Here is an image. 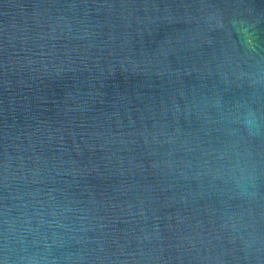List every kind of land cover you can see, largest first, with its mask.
Wrapping results in <instances>:
<instances>
[{
	"label": "water",
	"instance_id": "95a60500",
	"mask_svg": "<svg viewBox=\"0 0 264 264\" xmlns=\"http://www.w3.org/2000/svg\"><path fill=\"white\" fill-rule=\"evenodd\" d=\"M0 264H264V0H0Z\"/></svg>",
	"mask_w": 264,
	"mask_h": 264
},
{
	"label": "clouds",
	"instance_id": "9594fccd",
	"mask_svg": "<svg viewBox=\"0 0 264 264\" xmlns=\"http://www.w3.org/2000/svg\"><path fill=\"white\" fill-rule=\"evenodd\" d=\"M245 125L249 128V130H253L255 128V120L252 117H248L245 119Z\"/></svg>",
	"mask_w": 264,
	"mask_h": 264
}]
</instances>
